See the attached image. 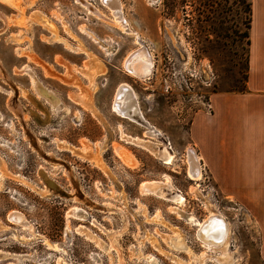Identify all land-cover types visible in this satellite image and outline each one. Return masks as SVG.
<instances>
[{"label": "rangeland", "instance_id": "1", "mask_svg": "<svg viewBox=\"0 0 264 264\" xmlns=\"http://www.w3.org/2000/svg\"><path fill=\"white\" fill-rule=\"evenodd\" d=\"M88 1L112 18L100 0ZM122 2L131 30L153 50L151 77L133 78L123 67L140 46L135 35L75 0H0V159L9 173L0 177V264H121L118 251L123 264H200L206 250L197 226L141 189L167 176L186 198V215L227 219L232 264H264V228L226 190L235 188L234 174L225 187L202 159V180H191L186 159L188 148L198 155L190 126L210 101L203 104L204 96L246 89L249 0ZM28 71L58 96L60 110L39 96ZM121 84L136 91L160 141L173 146V167L124 139L147 135L143 124L114 112ZM216 146L222 153L219 140ZM116 147L130 152L131 169ZM76 208L85 219L69 215ZM13 212L32 232L8 220Z\"/></svg>", "mask_w": 264, "mask_h": 264}, {"label": "crops", "instance_id": "2", "mask_svg": "<svg viewBox=\"0 0 264 264\" xmlns=\"http://www.w3.org/2000/svg\"><path fill=\"white\" fill-rule=\"evenodd\" d=\"M249 2L246 89L213 94L210 107L195 113L190 135L200 160L216 179L223 183L234 174L235 188L223 185L264 228V0Z\"/></svg>", "mask_w": 264, "mask_h": 264}, {"label": "bare ground", "instance_id": "3", "mask_svg": "<svg viewBox=\"0 0 264 264\" xmlns=\"http://www.w3.org/2000/svg\"><path fill=\"white\" fill-rule=\"evenodd\" d=\"M75 1L76 3L82 5L87 10L88 14L100 20L106 21L110 26H112V28L115 27L121 29L126 35L129 36L135 35L136 41L140 46L136 51L131 53L125 59L123 67L128 73V75L133 78L143 79L144 77H151V75L156 70V60L153 50L149 47V45H147V43L141 38V36L134 34V32L131 30L130 25L125 19L123 13L122 0H100L103 7L107 8L111 12V19H108L102 13L101 9L97 8L95 4L90 3L88 0ZM0 17L3 18V16L1 15ZM44 22L47 26H51L48 20H45ZM78 50L83 52V49L79 48ZM92 60L91 61L95 63L94 65H96L95 67L102 68L99 63L97 64L96 59L93 58ZM28 72L39 96L43 97L54 110H60L62 107V103L58 96L55 95V93H53L51 90L46 89L44 85L38 82L37 78L33 73H31V71ZM100 72L103 71L100 69ZM113 109L114 112L117 113V115H119L120 117L140 123L141 125L143 124L146 128L147 139L145 140H142L140 138H133L131 136L126 135L125 133H122L127 143L142 146L143 148L150 151L153 155H155L157 159H159L161 162L165 163L169 167H173L176 164V154H173L170 151L169 147L160 141V137L162 135L161 132L154 128L145 118L143 112L141 111L139 98L130 85L121 84V86L118 87L116 91ZM16 111L19 112L20 110L17 108ZM115 151L120 160L131 169L132 161L134 160L131 157V154H129L130 152L127 153L126 149H120L118 147L115 148ZM186 156L187 165L189 166L188 173L190 179L196 181L202 180V174L204 171L201 167L200 156L196 155L192 147L188 148ZM7 171L8 170H6V167L0 159V177L3 178V176H9V173ZM49 184L50 186H52V183ZM51 188L52 187H50V189ZM142 188L143 191L148 195H154L173 203V206L171 208L175 213H177L182 218H186L188 222H191L192 224H195L197 226V239L201 243V246L206 250L202 253L200 258H197L200 264H204L207 260H215L218 264L233 263V255L231 254L229 248L231 236L230 224L222 214L211 212L203 221L200 222L197 221L196 218L194 219L192 216L186 215L183 210L186 198H184L183 194H181L178 190L176 191V188L174 187L171 178L168 176L164 181L146 182L142 185L141 189ZM50 189L44 192L50 193ZM69 215L75 218L85 219L86 213L76 208L75 210L70 212ZM8 220L12 224L19 225L24 229L32 232V226L28 224L27 218L23 213L13 212L9 215ZM79 231L87 235L89 238H92L89 232L87 233L86 231H83L81 229H79ZM112 236L114 237L115 235L113 234ZM113 237H111L112 247L118 249V246L113 241ZM176 244L178 246L183 245L182 242H177ZM117 253L119 254V262L123 264V259L120 254L121 252L118 251ZM212 254H215V256Z\"/></svg>", "mask_w": 264, "mask_h": 264}, {"label": "flooded vegetation", "instance_id": "4", "mask_svg": "<svg viewBox=\"0 0 264 264\" xmlns=\"http://www.w3.org/2000/svg\"><path fill=\"white\" fill-rule=\"evenodd\" d=\"M208 98H210V96H209V97H208V96H204V99H205V100H203V104H205V102H206V100H207ZM169 149H170V151H171L172 153H175V151H174L173 146L171 145V143L169 144Z\"/></svg>", "mask_w": 264, "mask_h": 264}, {"label": "built area", "instance_id": "5", "mask_svg": "<svg viewBox=\"0 0 264 264\" xmlns=\"http://www.w3.org/2000/svg\"><path fill=\"white\" fill-rule=\"evenodd\" d=\"M210 99V98H209ZM207 107H210V101H208V103H207Z\"/></svg>", "mask_w": 264, "mask_h": 264}, {"label": "trees", "instance_id": "6", "mask_svg": "<svg viewBox=\"0 0 264 264\" xmlns=\"http://www.w3.org/2000/svg\"><path fill=\"white\" fill-rule=\"evenodd\" d=\"M250 5V4H249ZM250 11H251V8H250ZM249 27H250V23H249ZM248 36H249V34H248Z\"/></svg>", "mask_w": 264, "mask_h": 264}]
</instances>
